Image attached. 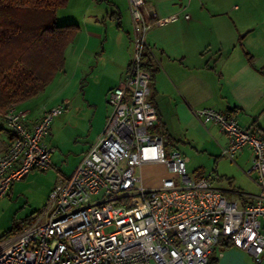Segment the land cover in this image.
I'll return each mask as SVG.
<instances>
[{
  "label": "built area",
  "instance_id": "built-area-1",
  "mask_svg": "<svg viewBox=\"0 0 264 264\" xmlns=\"http://www.w3.org/2000/svg\"><path fill=\"white\" fill-rule=\"evenodd\" d=\"M128 4L131 58L109 91L111 113L104 128L74 170L58 177L43 207L0 243V264H207L222 238L259 263L264 256V134L241 126L231 112L194 109L203 123L226 135L223 155L233 158L244 148L252 153L259 192L240 205L215 188L211 176H189L182 153L166 149L163 136L151 129L158 112L143 60L149 29L175 15L150 19L144 0ZM63 108L62 103L47 108L32 124L27 110L1 111L10 144L0 155V200L30 171L51 167L55 148L45 137ZM148 163L163 164L174 177H163L153 188L137 185L135 169Z\"/></svg>",
  "mask_w": 264,
  "mask_h": 264
},
{
  "label": "crops",
  "instance_id": "crops-1",
  "mask_svg": "<svg viewBox=\"0 0 264 264\" xmlns=\"http://www.w3.org/2000/svg\"><path fill=\"white\" fill-rule=\"evenodd\" d=\"M249 2L144 0V13L150 19L153 15H175V19L149 29L143 56L152 73L150 100L158 112L151 129L163 136L166 149L192 156L217 152L226 144V135L215 124L203 123L194 115L193 110L201 107L231 112L241 126L264 134V6H251ZM63 8L68 11L64 23H76L78 30L66 48L64 68L41 92L45 96L48 91H58L56 97L49 101L42 97L40 104L39 94L13 106L27 110L26 121L32 124L47 108L82 90L84 99L96 110L105 104L98 137L111 113L109 91L123 78L131 58L128 0H68ZM95 88L97 98L92 95ZM9 144L0 110V155ZM241 152L242 149L237 153ZM54 153L51 167L55 166ZM251 168L247 171L249 176L256 173ZM135 173L139 178L137 185L145 188L159 186L168 174L160 163L143 164ZM255 177L250 178L256 184ZM215 188L240 205L251 202L258 193L246 192L231 183L226 188ZM217 249L215 264H264V256L256 263L250 253L235 246Z\"/></svg>",
  "mask_w": 264,
  "mask_h": 264
},
{
  "label": "rangeland",
  "instance_id": "rangeland-1",
  "mask_svg": "<svg viewBox=\"0 0 264 264\" xmlns=\"http://www.w3.org/2000/svg\"><path fill=\"white\" fill-rule=\"evenodd\" d=\"M249 4L264 6V0H250ZM66 12L67 9L63 7L57 10L58 24L66 21L64 17ZM57 93L58 91H54L51 94V91H48L45 96L40 93L38 103L41 104V100L44 101L46 98H49L47 101L54 99ZM92 95L98 97L97 88ZM63 101L59 102L63 104V111L52 119L50 131L45 137L46 141L55 145L53 155L55 166L47 170L30 171L24 178L15 181L8 194L0 200V243L15 235L14 225L21 228L43 207L47 194L58 177L64 176L63 174L69 175L74 170L83 157V150L97 137L105 104L104 106L100 104L96 110L87 99H84L82 90L75 93L71 99L65 98ZM242 150L240 154L236 152L233 158L223 155L221 149L209 152L210 154L204 152L190 156L185 153L186 172L189 176L193 174L198 176L201 173L204 176H211L212 185L215 187L226 188L231 183L246 192L256 193L258 188L250 178L255 177L256 173L252 172L250 176L247 174L253 164L252 153L247 148ZM197 165H203L204 168H190ZM166 176L174 177L170 172ZM9 230L12 232H8Z\"/></svg>",
  "mask_w": 264,
  "mask_h": 264
},
{
  "label": "trees",
  "instance_id": "trees-1",
  "mask_svg": "<svg viewBox=\"0 0 264 264\" xmlns=\"http://www.w3.org/2000/svg\"><path fill=\"white\" fill-rule=\"evenodd\" d=\"M67 1L0 0L1 111L39 95L64 68L66 48L78 30L76 23L56 22L57 10ZM227 246L232 242L220 239L207 264H215L217 248Z\"/></svg>",
  "mask_w": 264,
  "mask_h": 264
}]
</instances>
